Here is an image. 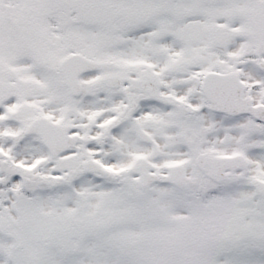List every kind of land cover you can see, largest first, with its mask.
<instances>
[{"label": "snow or ice", "instance_id": "6c2138e0", "mask_svg": "<svg viewBox=\"0 0 264 264\" xmlns=\"http://www.w3.org/2000/svg\"><path fill=\"white\" fill-rule=\"evenodd\" d=\"M0 264H264V0H0Z\"/></svg>", "mask_w": 264, "mask_h": 264}]
</instances>
